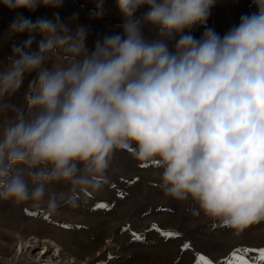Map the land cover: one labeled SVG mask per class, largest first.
Returning a JSON list of instances; mask_svg holds the SVG:
<instances>
[{
  "label": "clouds",
  "instance_id": "9594fccd",
  "mask_svg": "<svg viewBox=\"0 0 264 264\" xmlns=\"http://www.w3.org/2000/svg\"><path fill=\"white\" fill-rule=\"evenodd\" d=\"M215 3L116 0L123 32L91 51L84 26L73 31L58 15L32 21L17 12L7 32L27 39L0 67V199L44 205L49 214L78 207L109 183L114 152L132 148L162 169L166 197L198 205L193 215L235 235L264 221V0H253L257 11L222 37L207 29L194 38ZM0 5L35 12L63 0ZM92 14L103 16L104 0ZM145 25L155 39L145 38ZM33 74L24 111L13 100Z\"/></svg>",
  "mask_w": 264,
  "mask_h": 264
},
{
  "label": "rangeland",
  "instance_id": "374dc122",
  "mask_svg": "<svg viewBox=\"0 0 264 264\" xmlns=\"http://www.w3.org/2000/svg\"><path fill=\"white\" fill-rule=\"evenodd\" d=\"M95 7L96 0H63L62 7H39L35 12L25 9L11 11L0 5V67L7 63L13 44H21L27 39V33L10 37L7 32L17 12L32 21L41 17L52 20L58 15L73 31L78 25L84 26L88 31L86 46L89 51L97 40L122 34L123 17L116 0H104V14L100 18L92 14ZM146 11L147 6H144L136 16L140 17ZM256 11L253 0H216L206 22L196 25L190 34L199 39L207 29H212L222 37L239 24L242 15H251ZM74 15L75 22H71ZM143 34L148 40L156 38V30L151 25L144 26ZM40 39L37 35L33 49ZM34 76L26 79L13 100L24 111L28 110L26 96L32 90L29 82ZM161 172L156 164L137 160L132 148L117 149L108 170L109 183L98 191L81 196L78 207L62 205L55 214H49L44 205L34 207L30 201L17 204L0 199V262L197 264V254H201L212 264H225L229 259L232 264H241L231 255L240 249L238 255L245 256L251 264H264L258 252L247 251L264 248V221L250 225L240 235H235L233 229L205 216L203 212L193 215L190 209L198 207L193 201L177 202L166 197L160 189ZM51 187L58 191L63 186L54 184ZM118 192L124 195L120 196ZM98 203H106L110 207L96 209ZM65 224L73 227L65 228ZM153 224L163 231L178 232L180 235L165 239L152 228ZM132 232L143 234L144 242L134 241ZM33 236L39 240L34 243V251L12 256L13 247L19 239ZM44 238L58 246V257L54 256L56 246L51 244L49 253L37 259L35 255L41 251L40 242ZM185 243L191 247L184 249Z\"/></svg>",
  "mask_w": 264,
  "mask_h": 264
},
{
  "label": "snow or ice",
  "instance_id": "6c2138e0",
  "mask_svg": "<svg viewBox=\"0 0 264 264\" xmlns=\"http://www.w3.org/2000/svg\"><path fill=\"white\" fill-rule=\"evenodd\" d=\"M142 167H143V165H142ZM112 187L115 188V185H112ZM117 194L120 195V196L124 195V193H122V192H118ZM109 207H110V205H108L106 203H98V204L95 205L96 209H108ZM45 219H47V217H45ZM63 227L71 228L73 226L65 224V225H63ZM76 227H79V225H77ZM152 228L155 229L156 231L160 232V235L163 236L165 239L178 237L180 235L178 232L163 231V230L159 229L158 226L155 225V224L152 225ZM124 230L126 231L128 229H124ZM132 239L134 241L144 242V235L141 234V233L132 232ZM190 247H191V245L189 243H185L183 245L184 249H187V248H190ZM240 251H241L240 249H237L236 251H234L231 254L232 257L239 259L241 264H251V262L245 256L238 255V253ZM247 251L258 252L260 261H264V248H261V249H249ZM197 255H198L197 264H212V262L209 259H207L205 256H203L201 254H197ZM109 259H112V257L109 256ZM225 264H232V260L231 259L227 260L225 262Z\"/></svg>",
  "mask_w": 264,
  "mask_h": 264
},
{
  "label": "bare ground",
  "instance_id": "6f19581e",
  "mask_svg": "<svg viewBox=\"0 0 264 264\" xmlns=\"http://www.w3.org/2000/svg\"><path fill=\"white\" fill-rule=\"evenodd\" d=\"M39 240L36 237H30L29 239H19L15 245V247H13V254L12 256H16L17 253L22 254L24 252H28V251H34L32 248L34 247V243H37ZM41 244V251H39L38 253H36V257L37 259L39 258H44L48 253H49V245L54 244L56 246V250L54 251V256H59V249L58 246L50 239L44 238L43 240H41L40 242ZM57 256V257H58ZM1 257V256H0ZM10 259V258H9ZM44 262V261H43ZM41 263V264H45V263Z\"/></svg>",
  "mask_w": 264,
  "mask_h": 264
},
{
  "label": "built area",
  "instance_id": "2783aa9c",
  "mask_svg": "<svg viewBox=\"0 0 264 264\" xmlns=\"http://www.w3.org/2000/svg\"><path fill=\"white\" fill-rule=\"evenodd\" d=\"M0 264H5V261L0 262ZM11 264H18V261L16 260L14 263H11Z\"/></svg>",
  "mask_w": 264,
  "mask_h": 264
}]
</instances>
